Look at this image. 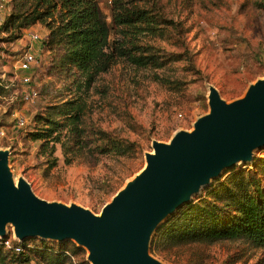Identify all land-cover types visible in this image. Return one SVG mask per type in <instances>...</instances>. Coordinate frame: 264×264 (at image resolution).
<instances>
[{
    "label": "rangeland",
    "instance_id": "obj_1",
    "mask_svg": "<svg viewBox=\"0 0 264 264\" xmlns=\"http://www.w3.org/2000/svg\"><path fill=\"white\" fill-rule=\"evenodd\" d=\"M109 2L99 0L105 13ZM135 2L150 9L161 22L162 32L153 38L152 44L163 67L157 71L137 69L118 60L89 92L86 116L104 130L135 141L141 149L137 155L91 156L86 151H78L68 155L70 159L66 161L59 145L53 155H48L41 141L32 139V132L42 128L38 116H45L49 108L73 97L74 92L70 93L66 87L60 92L69 81L55 72L48 75L51 58L38 44L33 51L37 53L39 66L28 72L16 68L21 51L29 45L30 35L43 37L44 27L35 24L21 37L0 29V81L4 85L0 92V114L9 124H12L9 116L12 110L27 120L24 129H12L9 125L8 139L0 140V148H10L8 166L13 178L23 177L34 194L43 200L76 204L100 214L116 192L144 168V155L152 152L153 140L169 142L175 131L191 130L194 121L209 112V85L217 88L222 99L231 102L242 97L249 84L264 78V0ZM12 10L9 2L2 15ZM25 75L31 78L30 86L38 92L37 98L30 102L22 101L27 86L20 78ZM44 86H48V94L42 92ZM260 157H264V148L254 150L252 162L225 169L193 199L222 179L228 170L251 168ZM177 211L168 215L151 235L149 254L163 264H264V251L242 241L154 252L152 242L157 230ZM7 231L12 234V227L8 226ZM26 240L34 244L58 242L40 238ZM68 242L78 246L73 240ZM80 248L83 251L74 257L75 264H91L88 251Z\"/></svg>",
    "mask_w": 264,
    "mask_h": 264
},
{
    "label": "trees",
    "instance_id": "obj_2",
    "mask_svg": "<svg viewBox=\"0 0 264 264\" xmlns=\"http://www.w3.org/2000/svg\"><path fill=\"white\" fill-rule=\"evenodd\" d=\"M109 1L105 13L99 0H10L13 10L0 24L1 30L17 37L35 24L48 31L42 40L51 58L48 75H61L69 84L60 92L66 87L74 94L38 116L42 128L31 135L48 149V155L59 145L66 161L78 151L118 157L141 151L135 141L104 130L86 116L89 92L118 60L137 69L163 67L152 44L162 32L161 22L135 0ZM42 92L48 94V86ZM5 240L11 247L4 245ZM31 241L17 242L11 233L0 239V264H75L74 257L83 251L68 241ZM225 241H242L264 251V157L254 160L251 168L228 170L202 195L179 208L157 230L152 250L159 253Z\"/></svg>",
    "mask_w": 264,
    "mask_h": 264
},
{
    "label": "water",
    "instance_id": "obj_3",
    "mask_svg": "<svg viewBox=\"0 0 264 264\" xmlns=\"http://www.w3.org/2000/svg\"><path fill=\"white\" fill-rule=\"evenodd\" d=\"M207 99L209 112L191 130L175 131L169 142L152 141L146 166L100 214L37 197L23 177L13 178L10 148H0V239L11 226L17 242L73 240L91 264H163L148 251L159 224L225 169L252 162L254 150L264 148V78L231 102L209 85Z\"/></svg>",
    "mask_w": 264,
    "mask_h": 264
},
{
    "label": "built area",
    "instance_id": "obj_4",
    "mask_svg": "<svg viewBox=\"0 0 264 264\" xmlns=\"http://www.w3.org/2000/svg\"><path fill=\"white\" fill-rule=\"evenodd\" d=\"M10 0H0V23L3 21L4 16L2 15L3 12L7 9ZM26 31V30H25ZM44 37L39 36L38 34H31L30 35V42L25 50L21 51L20 57L17 61V70L21 72H28L33 67L39 66V58L37 57V53L33 51V47L38 44L40 49L46 52L42 47V40ZM40 44V45H39ZM51 61V59H50ZM2 81V80H1ZM0 81V86L4 87L2 82ZM20 82L23 83L26 87L25 91L22 94V101L23 102H30L37 98L38 92L35 87L30 86L31 78L27 75L22 76L20 78ZM11 117V123L4 121L3 115L0 114V140L1 139H8L7 129L9 125H11L12 129H24L27 126V120L24 116L19 114L17 110H12L9 113ZM180 116V114H179ZM13 237V236H12ZM4 245L7 247H11L10 240H5ZM15 251H20V248L16 247Z\"/></svg>",
    "mask_w": 264,
    "mask_h": 264
},
{
    "label": "crops",
    "instance_id": "obj_5",
    "mask_svg": "<svg viewBox=\"0 0 264 264\" xmlns=\"http://www.w3.org/2000/svg\"><path fill=\"white\" fill-rule=\"evenodd\" d=\"M47 34H48V31L45 29V34H44V36H43V37H46V36H47Z\"/></svg>",
    "mask_w": 264,
    "mask_h": 264
},
{
    "label": "bare ground",
    "instance_id": "obj_6",
    "mask_svg": "<svg viewBox=\"0 0 264 264\" xmlns=\"http://www.w3.org/2000/svg\"><path fill=\"white\" fill-rule=\"evenodd\" d=\"M151 153H153V151H152ZM145 166H146V164H145ZM145 166H144V167H145Z\"/></svg>",
    "mask_w": 264,
    "mask_h": 264
}]
</instances>
